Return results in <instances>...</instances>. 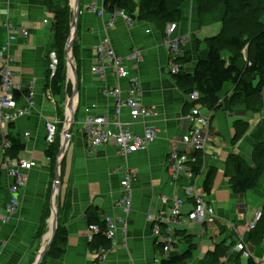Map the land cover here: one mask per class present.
<instances>
[{
    "label": "crops",
    "instance_id": "1",
    "mask_svg": "<svg viewBox=\"0 0 264 264\" xmlns=\"http://www.w3.org/2000/svg\"><path fill=\"white\" fill-rule=\"evenodd\" d=\"M74 2L69 0V5ZM102 3L103 0H78V62L72 52L70 53L77 71L78 93L72 98L73 77L71 73L67 75V69L66 81L71 85L70 92L65 91L63 95L54 97L48 87L51 79L48 54L53 15L47 10L45 1L0 0V47L8 36L5 22H10L16 27L15 35L18 36L11 48L13 81L22 93L16 101L17 107H25L29 87L34 94L33 108L3 129L4 138L11 135L19 139L24 144V150L17 157L10 158L6 155L10 148L7 141L9 148L0 156V210L5 211L10 204L9 170L19 161L35 163L26 173L17 207L11 213H5L6 221H2L0 216V264H34L39 253L47 246L52 229V208L56 204L54 178L59 151L55 162L47 156L51 145L45 139L46 124L53 122L57 126L61 125L59 140L57 139L60 150L64 130L72 112L77 125L74 127L73 124L64 157L57 171L60 203L56 234L58 225L59 228L63 227L66 232L65 243L60 245L63 252L58 255L51 254L49 248L39 264H92L99 249L106 253L104 261L100 264H160L164 261L163 253L161 247L155 244L152 224L147 215L154 216L167 209L171 201L163 204L161 197L168 199L174 194L183 200V221L174 228V243L169 256L183 255L187 251L188 245L176 233L185 231L193 237L195 249L192 250L190 258L182 264H209L207 256L215 250V246L223 242L226 243L225 246H229L230 243H237L241 239L248 244L254 261L264 259V236L262 235L258 242L255 237L252 241V233L247 229L253 219V213L258 210L264 212V176L256 188L242 195H234L229 188L228 179L223 174V165L230 154H237L247 164L251 163V135L256 126V116L244 113L241 108L233 110L234 114L223 110L213 113L210 125L213 139L204 151L205 168L201 171L203 174L195 178V187L198 192H202L207 169L217 168L211 195L208 199L205 197L213 204L216 216L212 225L187 221L186 217L193 209V200L186 194L185 187L188 184L195 185V180L189 183L188 179L181 177L177 182H172L166 172V165L170 142L178 139L186 130L187 124L186 127L183 125L185 121L182 117L189 113L191 105L168 73L167 60L170 57V49L163 44L165 30L148 21L138 20L127 27L118 12L103 13L98 17L90 11L89 4H94L93 8L100 10ZM111 20L112 28L106 29L105 24ZM20 29H26L28 32L26 40L20 38ZM195 30L190 31L188 40L178 50L175 63L180 64L177 59L184 55V51L194 55L193 39L197 38ZM104 38L109 39L118 56L125 58L123 67L128 69L131 78L140 82L142 104L153 110L152 115L145 118L144 124L140 119L131 120L128 109L120 108L119 121L123 127L124 124H129L128 128L133 135L142 138L144 125L158 131L145 149L133 153L122 154L114 141L104 143L92 151L84 137L83 127L93 117H106L109 130L113 133L118 131L112 116L115 109L114 100L104 97L102 90L118 85L120 98L125 100L129 89L128 78L117 80L111 71L106 69L100 74L101 77L91 72V69L97 66L95 49ZM135 51L140 53L141 60L131 64L126 57ZM194 62L193 58L192 63L186 65L188 70L193 68ZM25 92L27 95H24ZM69 102L71 112L67 106ZM202 114L207 113L202 110ZM261 116L264 117L263 113L259 115L260 119ZM236 118H243L253 126L246 136L232 147V123ZM176 145L180 150L181 144ZM192 164L194 163L189 164L191 168ZM126 169H136L137 172L133 178L127 225L123 227L120 220L124 217L118 200L122 193L120 181ZM92 212H95L102 227L105 217H110L116 226L113 242L109 241L110 245L107 247H91L95 237L89 230L92 225L89 215ZM257 230L264 234V220ZM229 254L237 256L239 264L247 263L246 258L243 262L242 257L230 250ZM219 261L220 264H235L232 255L229 259L222 258Z\"/></svg>",
    "mask_w": 264,
    "mask_h": 264
},
{
    "label": "trees",
    "instance_id": "2",
    "mask_svg": "<svg viewBox=\"0 0 264 264\" xmlns=\"http://www.w3.org/2000/svg\"><path fill=\"white\" fill-rule=\"evenodd\" d=\"M47 10L53 15L51 27V39L49 43L50 52L54 51L58 58L56 71L49 79V89L54 97L61 96L65 91L70 92V83L66 81V61L64 59V48L70 36V23L72 21V10L69 0H44ZM190 0H103L102 8L106 13L113 14L121 11L129 16L132 21H148L165 26L168 24H180L183 19L182 8ZM201 22L199 26L209 24H220L221 30L216 36L203 40L193 39L195 45L194 55L184 51V55L177 59L180 70L172 75L177 87L185 94L196 92L200 95L201 110L206 113L223 110L234 114L233 110L241 108L244 113L256 116V126L251 135L253 149L250 155V164L237 154H230L224 165L223 174L228 179L229 188L234 195H242L246 191L256 188L258 182L264 176V117L259 120V115L264 109V0H197ZM213 13V14H212ZM247 17L248 21L240 20ZM206 18V20H205ZM156 23V24H155ZM232 23V24H231ZM161 27V28H162ZM74 39L71 54L77 60L79 53ZM195 59L193 68L188 70L186 65ZM78 62V60H77ZM76 62V63H77ZM77 72V71H76ZM24 95H27L26 92ZM22 96L20 90L13 92L15 101ZM199 105V106H200ZM212 120V118H211ZM210 120V125H211ZM252 123L243 118H236L232 123L233 136L230 145L234 147L249 132ZM61 125L57 126L54 142L47 150V156L55 162L59 151V131ZM212 131V128H210ZM10 148L6 155L15 158L24 150V144L19 139L6 136ZM7 157V156H6ZM192 164L194 177L201 174L204 168L201 153H196ZM208 168V167H207ZM217 168L207 169L202 183V193L208 197L211 195ZM194 206V203H193ZM262 218L251 233L250 240L258 242L262 235L257 230ZM91 224H100L95 212L90 215ZM188 245L183 255L169 256L160 264H182L188 258L195 245L193 237L183 232H176ZM66 232L63 227L57 229V234L51 244V254H61L65 242ZM215 246V250L208 257L209 264H220L219 259L230 258L235 264H239V258L229 254V250L235 246V242L225 246ZM110 242L106 240L102 232L95 235L91 242L93 249L107 247ZM63 246V245H62ZM246 264H255L253 260L247 259Z\"/></svg>",
    "mask_w": 264,
    "mask_h": 264
},
{
    "label": "built area",
    "instance_id": "3",
    "mask_svg": "<svg viewBox=\"0 0 264 264\" xmlns=\"http://www.w3.org/2000/svg\"><path fill=\"white\" fill-rule=\"evenodd\" d=\"M90 11L96 13L98 17H101L103 14V10L98 11L96 9H90ZM118 14L124 20H128L129 24L133 22L127 14L121 11H118ZM107 24L108 23L104 26L106 29ZM4 27L8 31V36L5 43L0 47V156L5 154V151L9 148V143L7 142L6 137L4 138L3 134L4 127L7 124L16 121L20 117H23L34 106V94L31 92V87H29L30 90L26 96L24 108H18L17 102L14 100L13 92L18 90L19 86L13 81V72L11 70L13 59L11 56V48L18 39V36L15 35L16 27L12 23L5 22ZM175 31L176 24H168L166 38L164 41L169 39V34L172 35ZM28 36L29 34L26 29H20V38L26 40ZM184 40L186 41L187 37H184ZM165 46L170 49L169 54H175L174 59L172 56L169 57L170 62L174 63L176 60L175 58L178 56L177 46L171 45L170 40L165 43ZM95 52L97 66L91 69L92 74L101 77L100 74H103L105 69L107 71L110 70L111 74L115 76L117 80L128 78L129 89L126 93L125 100H121L120 98L121 91L118 85L112 88L105 87L102 90V95L104 97L112 98L114 100L115 109L112 116L118 131L113 133L109 130L107 127L108 123L106 117H93L89 119L83 127L84 137L88 140V144L90 145L92 151H95L98 146L110 141L117 143L122 154L133 153L138 150L145 149L153 141L158 131L152 127L144 125V135L142 138H139L130 132L128 128L129 124L126 123L123 127L119 121V111L121 107L128 109L131 120L136 121L140 119L144 124L145 118L152 115V108H147L142 104L139 90L140 82L133 77L131 78L128 69L124 68L122 65L125 58L118 56L114 52L112 44L108 38H104L98 44ZM48 58V65L51 73L50 76L53 77L58 65V58L55 52H50L48 54ZM126 59L132 64L134 61H140L141 56L138 51H135L133 54L128 55ZM178 71L179 65H176L172 71L170 70V73L172 74L175 72V74H177ZM199 97L200 95L196 92L187 95V101L191 105V109L189 113L184 115L185 117L182 118L187 123L185 134L179 142V144L182 145V148L180 150L177 148L175 140L170 142V147L168 148L166 172L169 174L172 182H177L181 177L186 180L188 179L189 183L195 180L196 177H194L189 164L194 163L195 154H202V152L206 149V143L212 142L213 139V133L210 130V120L213 112L202 114L200 101H197ZM46 129L47 134L45 139L46 142L51 145L54 142L56 134L55 123L48 122L46 124ZM34 166V162L19 161L18 164L12 168V170H9L8 177L11 181L9 185L11 199L8 208L5 211L0 210L2 221H6V216L4 215L7 211L11 213L17 207L19 192L25 183L26 173H28V171ZM136 172V169H126L120 181V189L122 193L118 203L123 212L124 219L120 220L123 227L127 225V215L130 210L133 178L136 175ZM195 186L196 180L195 185L188 184V186L185 187L186 194L193 200L194 203L193 209L188 213L186 220L193 223L212 225L215 219L214 209L213 207L211 208L208 206L209 202L206 200V196L202 192H198ZM168 200L171 201V204L167 209L159 211V213L154 216L152 214L147 215V219L152 224V236L155 244L161 247L164 259L169 256L173 247L174 242L172 238L175 233L174 228L180 225L183 221L181 214L183 200L176 194L168 199L165 196L161 197L163 204H166ZM261 218L262 213L257 212L255 217L247 226L248 231L256 229V226L260 222ZM115 227L116 226L112 219L110 217H105L103 227L101 224H92L89 226V230L93 235H97L102 232L106 240L113 242ZM233 251L248 259L252 257L248 244L246 245L242 240L235 245ZM105 254V251H100V249L97 250L95 260L92 264H100L103 262ZM1 255L2 252L0 250V257ZM255 263L264 264V259Z\"/></svg>",
    "mask_w": 264,
    "mask_h": 264
},
{
    "label": "rangeland",
    "instance_id": "4",
    "mask_svg": "<svg viewBox=\"0 0 264 264\" xmlns=\"http://www.w3.org/2000/svg\"><path fill=\"white\" fill-rule=\"evenodd\" d=\"M75 1V0H74ZM135 1H139V0H134ZM136 3V2H135ZM93 5L94 4H89L91 10H94L95 8H93ZM103 5V3H102ZM72 6V4H71ZM73 7V6H72ZM72 10V9H71ZM103 10V8L100 9V11ZM199 7L197 5V0H190L183 8H182V12H183V19H182V22L178 25L176 24V32L173 34V35H170L169 34V39L165 40L164 39L166 38V32H167V25L163 26L162 25H159V24H156L159 28L161 29H164L165 30V34H164V39H163V44H165L168 40L171 41V45L173 46H177V49L180 50L181 47L185 44V40H184V37H187L188 35H190V31L193 32L194 29L195 30V36L197 37L198 40H203L205 38H210V37H213V36H216L217 34H219L220 30H221V25L220 24H213V22L209 23V24H204L202 23L200 26H199V23L202 21L201 20V14H199ZM99 11V10H98ZM103 13H106L104 10H103ZM96 14V13H95ZM213 14V13H212ZM97 15V14H96ZM78 19V18H77ZM206 20V18H205ZM240 20H244V21H248L247 17H241ZM77 23V21H76ZM124 23L126 24L127 27H130L132 26V23L129 24L128 23V20H124ZM232 24V23H231ZM111 26H113V21H109L108 24H107V29L110 28ZM156 26V27H157ZM183 26V27H182ZM198 27V28H197ZM112 28V27H111ZM189 30V32H188ZM183 32H185L184 34H182ZM70 33H71V28H70ZM188 39V38H187ZM68 40V39H67ZM76 46H78V49H79V44H78V40L76 41ZM174 53V52H173ZM174 55L175 54H169V56H172V58L174 59ZM77 60L79 59V56H78V51H77ZM176 59V58H175ZM169 62L167 68H168V73L172 76L173 75H176L175 72H173L172 74L170 73V70L172 71L174 66L176 65H180V64H177V63H171L170 60L168 59L167 60ZM180 70V69H179ZM186 98H187V95H186ZM15 100V99H14ZM200 100V97L198 98L197 101ZM263 115H264V109L262 111ZM250 115H253L250 113ZM185 116H183L182 118H184ZM259 120H262V119H259ZM184 126L186 127V122H183ZM75 125H77L76 121L74 122V127ZM185 134V131L183 133H181L180 137H178V139H174L176 141V143L178 144L181 139H182V136ZM211 142H207L206 143V147L208 148V146L210 145ZM181 148H182V145H181ZM203 149V148H202ZM203 154V158H204V151L202 152ZM203 174V173H202ZM209 207H214L212 203H209L208 204ZM257 212H260L262 213L260 210L258 211H255L253 213V218L255 217V214ZM263 214V213H262ZM256 230V229H255ZM244 242V241H243ZM247 245V243H246ZM242 261L244 262L245 261V258L242 257Z\"/></svg>",
    "mask_w": 264,
    "mask_h": 264
},
{
    "label": "water",
    "instance_id": "5",
    "mask_svg": "<svg viewBox=\"0 0 264 264\" xmlns=\"http://www.w3.org/2000/svg\"><path fill=\"white\" fill-rule=\"evenodd\" d=\"M72 6H70L72 9V21L70 23L71 33H70V36H69V38L65 44L64 59L66 61L67 75H68V73H71V75L73 77V80H72V83H73L72 98H73L78 93V77H77L76 68H75L74 63L72 61V57H71L70 53H71V49L73 46L74 39L76 37V29H77L76 21H77V18L79 16L78 0H75L74 4ZM71 102H72V99H71ZM71 102H69L67 104L68 110H70V112H71ZM73 123H74V113L72 112L71 115L69 116L68 126L64 130V134H63L62 142H61V147H60V150L58 153L59 161L57 162V165L55 167V178H54L55 179V181H54V190L55 191H54V193H55V197H56V204L52 208L51 235H50L49 241L47 243V246L41 251V253H39L34 264H39L42 261L46 252L49 250V248H50V246L54 240L55 234H56L57 212H58V207H59V203H60V181H59V177L57 176V171H58L59 165L61 164V161L64 157V153L66 151V147H67L69 138L71 136Z\"/></svg>",
    "mask_w": 264,
    "mask_h": 264
},
{
    "label": "clouds",
    "instance_id": "6",
    "mask_svg": "<svg viewBox=\"0 0 264 264\" xmlns=\"http://www.w3.org/2000/svg\"><path fill=\"white\" fill-rule=\"evenodd\" d=\"M252 231H250V233H251ZM240 241V240H239ZM234 253H236V252H234ZM236 254H238L240 257H242L239 253H236ZM248 259V258H247ZM249 259H251V260H253L252 259V257L251 258H249ZM253 262H254V260H253ZM255 263V262H254Z\"/></svg>",
    "mask_w": 264,
    "mask_h": 264
},
{
    "label": "bare ground",
    "instance_id": "7",
    "mask_svg": "<svg viewBox=\"0 0 264 264\" xmlns=\"http://www.w3.org/2000/svg\"><path fill=\"white\" fill-rule=\"evenodd\" d=\"M21 118V117H20ZM74 124V123H73ZM73 127V126H72ZM56 129H57V125H56ZM56 135V134H55Z\"/></svg>",
    "mask_w": 264,
    "mask_h": 264
}]
</instances>
